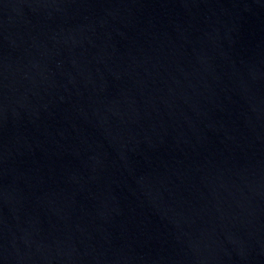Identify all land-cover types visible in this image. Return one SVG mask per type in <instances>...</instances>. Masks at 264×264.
Listing matches in <instances>:
<instances>
[{"label":"water","instance_id":"water-1","mask_svg":"<svg viewBox=\"0 0 264 264\" xmlns=\"http://www.w3.org/2000/svg\"><path fill=\"white\" fill-rule=\"evenodd\" d=\"M0 264H264V0H0Z\"/></svg>","mask_w":264,"mask_h":264}]
</instances>
